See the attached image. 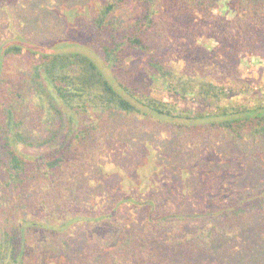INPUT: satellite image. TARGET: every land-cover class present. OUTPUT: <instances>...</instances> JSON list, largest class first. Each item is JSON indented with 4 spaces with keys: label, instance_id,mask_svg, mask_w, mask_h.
Listing matches in <instances>:
<instances>
[{
    "label": "rangeland",
    "instance_id": "1",
    "mask_svg": "<svg viewBox=\"0 0 264 264\" xmlns=\"http://www.w3.org/2000/svg\"><path fill=\"white\" fill-rule=\"evenodd\" d=\"M104 3L105 0H0V47L19 44L42 52L80 51L91 56L111 78L110 69L91 47L92 35L85 26ZM251 5L248 0L249 11H253ZM239 6V0H219L198 15L201 25L188 12L190 23L183 24L185 32L189 31L182 37L185 42L164 52L171 58L173 54H184L179 68L188 73L199 66L197 57H207L212 65V70L206 71L208 78L219 83L223 91H234L229 96L222 94L223 102L211 100V104L204 105L194 94L188 93L185 98L176 95L175 79L169 84L156 76L148 78L151 69L145 54L132 51L126 58L121 75L128 82L139 79L141 90L177 105V113L183 118L131 116L120 123L103 124L105 134H93L88 147L79 150L80 143L74 140L79 151L77 159L81 161L75 159L73 163L79 170L71 175L75 188H67V193L59 192L50 199L47 192L42 193L40 199L45 203L31 206L33 216L45 227L57 228L61 220L71 218L69 225L49 233L43 242V264H85L96 255L93 264L117 247L119 236L124 237L134 227L143 230L151 217L167 211L208 212L235 203L244 193L264 189V151L259 147L252 152L249 143H233L222 131L212 141L199 138L191 129L187 133L196 135L180 129L186 122L192 125L208 121L186 120L187 115L215 113L237 104L264 105V20L251 23V27H257V42H241L238 37L245 34L244 26L248 27L250 20L241 18ZM139 11V5L130 3L119 7L116 14L124 22H131ZM228 56L233 67L230 71L218 58ZM52 149L46 145L25 146L22 151L37 156ZM82 155H86L84 159ZM68 202L70 211L60 209ZM105 211L112 214L103 217L104 221L91 218L105 215ZM87 216L91 221L80 220ZM42 229L48 233V229ZM35 233L41 234L44 241L41 231ZM217 234L206 250L200 248L196 253L188 245L186 258L173 256L169 260L160 259L158 252L166 250L165 245L177 236L160 235L152 242L158 260L156 256L143 260L146 264H264V220L254 227L236 226L228 233Z\"/></svg>",
    "mask_w": 264,
    "mask_h": 264
},
{
    "label": "trees",
    "instance_id": "2",
    "mask_svg": "<svg viewBox=\"0 0 264 264\" xmlns=\"http://www.w3.org/2000/svg\"><path fill=\"white\" fill-rule=\"evenodd\" d=\"M217 2L219 0H105L85 26L92 35L90 45L110 69L111 78L91 56L80 51L42 52L19 44L0 47V264H43L42 245L48 234L69 225L71 218L61 220L57 228L55 225L45 227L35 219L31 206L45 203L40 199L42 193L47 192L50 199L59 192L65 193L67 188L70 191L75 188L71 175L79 170L73 163L75 159L81 161L77 159L79 151L74 140L80 143L79 150L88 147L93 134H105L103 124L120 123L131 116L183 118L177 113V105L141 90L137 85L142 82L139 79L128 82L121 75V68L132 51L138 50L147 56L151 69L148 78L156 76L169 84L175 79L174 93L183 98L191 93L201 104L207 105L211 100L223 102L222 94H233V89L225 92L219 83L208 78L206 71L212 70V65L207 57H197L199 66L188 73L179 68L184 54H173V58L164 54L170 46L185 42L182 37L189 31L185 32L183 24L186 26L189 21L188 12L201 25L203 21L197 20L198 15ZM247 2L239 0V14L242 19L250 20V24L244 26L247 31L238 39L252 43L257 42V27H251V23L264 20V0H251L253 11H249ZM130 3L140 6L139 15L131 22H124L116 12ZM228 57L218 58L230 71L233 67ZM195 115H187L185 119L208 121L183 123L180 129L186 134L215 141V135L222 131L233 143H249L252 152L256 147L264 151L263 104L254 107L237 104L215 113L204 111ZM189 129L196 134L187 133ZM45 145L53 149L37 156L22 151L25 146ZM82 156L84 159L86 155ZM60 209L70 211V202L62 204ZM104 214L91 218L99 217L101 222L112 211ZM80 220L91 221L88 216ZM262 220L264 189L244 193L235 203L208 212L167 211L149 218L143 230L134 227L124 237L119 236L117 247L93 264L126 261L146 264L143 259L152 256L158 260L152 242L166 233L178 238L169 244L165 241L166 250L158 252L160 259L186 258V246L198 253L200 248L206 250L212 245L217 233H228L236 226L254 227ZM41 228L48 229V233ZM38 230L44 234V241L40 239L41 234L35 233ZM95 256L85 264H91Z\"/></svg>",
    "mask_w": 264,
    "mask_h": 264
}]
</instances>
